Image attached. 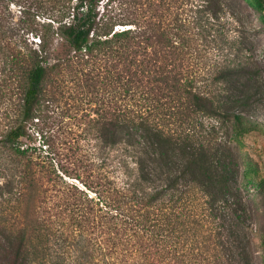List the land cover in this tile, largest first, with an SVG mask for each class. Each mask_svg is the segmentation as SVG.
<instances>
[{
	"label": "trees",
	"instance_id": "1",
	"mask_svg": "<svg viewBox=\"0 0 264 264\" xmlns=\"http://www.w3.org/2000/svg\"><path fill=\"white\" fill-rule=\"evenodd\" d=\"M234 1L0 0V264H254Z\"/></svg>",
	"mask_w": 264,
	"mask_h": 264
},
{
	"label": "rangeland",
	"instance_id": "2",
	"mask_svg": "<svg viewBox=\"0 0 264 264\" xmlns=\"http://www.w3.org/2000/svg\"><path fill=\"white\" fill-rule=\"evenodd\" d=\"M233 9L239 17L241 26L234 27L232 34L241 29L246 36L245 45L250 46L252 57V68L264 77V26H262L249 6H242L240 2L234 1ZM241 27V28H240ZM251 103L255 117L264 122V97L253 99ZM243 167L252 166L258 173L257 179H244L242 185L247 201L256 209L257 231L254 238V264H264V133L253 131L246 135L244 149H239L234 143ZM263 181V183H262Z\"/></svg>",
	"mask_w": 264,
	"mask_h": 264
}]
</instances>
